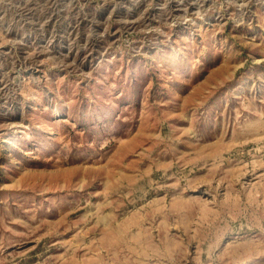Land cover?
I'll list each match as a JSON object with an SVG mask.
<instances>
[{
  "label": "rangeland",
  "instance_id": "rangeland-1",
  "mask_svg": "<svg viewBox=\"0 0 264 264\" xmlns=\"http://www.w3.org/2000/svg\"><path fill=\"white\" fill-rule=\"evenodd\" d=\"M0 264H264V0H0Z\"/></svg>",
  "mask_w": 264,
  "mask_h": 264
}]
</instances>
